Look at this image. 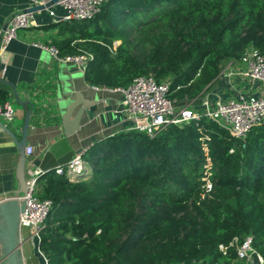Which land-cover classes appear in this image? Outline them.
<instances>
[{
	"label": "trees",
	"instance_id": "1",
	"mask_svg": "<svg viewBox=\"0 0 264 264\" xmlns=\"http://www.w3.org/2000/svg\"><path fill=\"white\" fill-rule=\"evenodd\" d=\"M45 28L58 29L60 55H92L88 84L170 78L169 96L186 104L249 45L264 53V0H106L91 18ZM82 157L79 171L38 179L52 202L39 242L47 264H237L249 236L264 259V122L244 139L204 115L153 137L122 129Z\"/></svg>",
	"mask_w": 264,
	"mask_h": 264
},
{
	"label": "built area",
	"instance_id": "2",
	"mask_svg": "<svg viewBox=\"0 0 264 264\" xmlns=\"http://www.w3.org/2000/svg\"><path fill=\"white\" fill-rule=\"evenodd\" d=\"M105 1L26 0V5L14 12L0 27V57L17 37L20 29H28L36 25L37 15L46 12L52 22L88 19L99 12ZM34 7L42 8L32 10ZM57 7L64 10L62 15L56 11ZM34 45L46 49L57 61L75 63L83 74L92 57L85 51L62 56L53 44L34 43ZM216 80L224 82L228 96L223 95L217 86L213 88V85L212 88L202 93L199 99L191 100L186 104L169 96L170 78L157 81L153 75H140L126 87H94L119 92L122 95L120 106L116 112L123 115L126 122L124 130H136L153 137L168 125L182 126L204 115L227 130L232 136L244 139L252 128L264 122V53L253 45H249L244 49L239 59H230L224 63ZM195 102H198V107L191 106V103L195 104ZM0 117L8 122L13 121L14 108L9 101L0 103ZM26 153L28 156L26 170L28 191L17 196V198H26V207L20 225L29 229L32 239L36 242V253L42 259L43 264H47L39 242L40 233L45 226L52 202L38 194V179L42 172L33 158V147L27 146ZM82 154L74 155L65 166L64 169L68 175L86 166ZM77 165L80 167L76 170L75 166ZM59 170L61 171V169ZM203 179L205 183L202 196H205L213 190V183L209 175ZM251 241L249 236L237 246L238 260L249 264L256 259L258 264H264L263 257L252 247ZM220 248L225 249L222 245ZM200 263L201 261L191 264Z\"/></svg>",
	"mask_w": 264,
	"mask_h": 264
},
{
	"label": "crops",
	"instance_id": "3",
	"mask_svg": "<svg viewBox=\"0 0 264 264\" xmlns=\"http://www.w3.org/2000/svg\"><path fill=\"white\" fill-rule=\"evenodd\" d=\"M25 5L26 0H0V27ZM56 11L60 15L64 13L60 7ZM50 23L52 20L46 12L37 15L36 25L20 29L0 57V76L15 85L22 100L31 102L27 143L33 147V158L38 165L46 148L62 136V115L76 92L95 104L86 109L81 129L69 138L75 155L83 153L95 140L122 130L126 124L123 115L116 112L122 100L119 92L88 84L75 63L57 61L46 49L34 45L50 44L57 37V28H45ZM215 86L228 96L224 82L216 80ZM0 90L8 92V101L14 108L12 122L0 117V195L6 197L18 186L19 150L13 135L21 139L27 109L16 101L12 88L0 82ZM249 264L258 263L254 259Z\"/></svg>",
	"mask_w": 264,
	"mask_h": 264
},
{
	"label": "water",
	"instance_id": "4",
	"mask_svg": "<svg viewBox=\"0 0 264 264\" xmlns=\"http://www.w3.org/2000/svg\"><path fill=\"white\" fill-rule=\"evenodd\" d=\"M40 8L42 7H34L32 10ZM0 82L7 85L8 88H12L16 101L27 109L21 139L18 140L13 135L19 150V160L16 166L18 186L10 191L8 196L3 197V195H0V264H38V258L34 254L33 249L36 246V242L32 239L29 229L20 225V220L26 207V198H17L19 194L27 193L28 191L26 184L28 156L26 150L28 146L29 121L32 113V110L28 109V105L31 102L22 100L15 85L1 76ZM94 104L95 101L85 99L80 92L75 93V97L68 104L66 111L62 115V136L46 148L38 165L42 174L50 171L61 172L72 160L75 150L70 144L69 138L81 129V120L84 112ZM76 108L78 109L74 113Z\"/></svg>",
	"mask_w": 264,
	"mask_h": 264
},
{
	"label": "flooded vegetation",
	"instance_id": "5",
	"mask_svg": "<svg viewBox=\"0 0 264 264\" xmlns=\"http://www.w3.org/2000/svg\"><path fill=\"white\" fill-rule=\"evenodd\" d=\"M34 249V254L36 255V257L38 258V264H43L42 259L39 257V255L36 253L35 247Z\"/></svg>",
	"mask_w": 264,
	"mask_h": 264
},
{
	"label": "rangeland",
	"instance_id": "6",
	"mask_svg": "<svg viewBox=\"0 0 264 264\" xmlns=\"http://www.w3.org/2000/svg\"><path fill=\"white\" fill-rule=\"evenodd\" d=\"M192 107H198V102H195V104L192 105ZM237 264H241V261H239Z\"/></svg>",
	"mask_w": 264,
	"mask_h": 264
},
{
	"label": "bare ground",
	"instance_id": "7",
	"mask_svg": "<svg viewBox=\"0 0 264 264\" xmlns=\"http://www.w3.org/2000/svg\"><path fill=\"white\" fill-rule=\"evenodd\" d=\"M79 167H80V165H77V166H75V169L77 170V169H79Z\"/></svg>",
	"mask_w": 264,
	"mask_h": 264
}]
</instances>
